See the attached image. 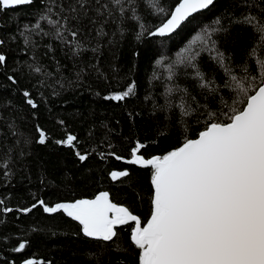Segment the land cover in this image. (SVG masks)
Returning a JSON list of instances; mask_svg holds the SVG:
<instances>
[{"label": "trees", "instance_id": "1", "mask_svg": "<svg viewBox=\"0 0 264 264\" xmlns=\"http://www.w3.org/2000/svg\"><path fill=\"white\" fill-rule=\"evenodd\" d=\"M68 3L69 0H34L32 5L0 11V39L4 41L0 54L7 58L0 65V199L5 201L0 208L14 209L11 213L0 211V264H24L29 259L42 264H129L130 255L110 250L112 242L85 237L78 223L63 213L47 214L40 206L27 214L18 209L31 207L40 199L51 206L108 191L113 202L130 204L137 214L149 216L150 169L128 165L107 154L115 151L128 158L137 139L148 144L142 150L146 157L163 154L182 142L185 127L193 138L202 130L203 118L201 123L185 118L188 123L184 125L179 109L165 112L154 107L165 103L168 65L204 26L219 17L229 28L227 39L220 42L221 50L232 58L234 67L248 62L255 69V58H250L248 52L257 36L251 27L232 24L231 19L248 13L264 17V0H215L210 9L194 14L175 33L165 37L145 33L139 40V24L154 31L178 0H158V7L165 8L166 13L152 7L149 0H139L140 21L131 19L129 11V18L121 24L119 14L114 12L103 24L106 35L100 37L97 29L107 14L97 17L94 9L98 5L92 0L89 15L97 23L92 25L85 19L76 25L73 21L82 29L79 39L83 49L78 54L55 39L52 26L40 20L49 7L52 12L48 15L58 19L55 13L60 11V5L67 8ZM37 22L43 31L35 29ZM260 54L264 55V49ZM198 65L210 78L215 77L218 85L223 83V71L207 54L198 59ZM36 67L41 71L36 72ZM192 72L188 69L189 74ZM132 81L137 84L134 96L123 102L104 99L124 90ZM175 83L205 102L191 75L185 76L179 70ZM24 91L37 104L35 109L26 103ZM174 99L179 102L178 95ZM37 125L50 136L43 145L36 142ZM165 125L167 135H158V129ZM68 133L77 136L78 150L91 153L84 162L75 155L77 149L55 143ZM26 139L31 143L26 144ZM110 144L114 147L110 148ZM124 169L138 180V197L133 196L126 178H111L112 171ZM131 226L118 227L123 247L131 243ZM21 242L26 244L25 249L15 252L13 249Z\"/></svg>", "mask_w": 264, "mask_h": 264}, {"label": "snow or ice", "instance_id": "2", "mask_svg": "<svg viewBox=\"0 0 264 264\" xmlns=\"http://www.w3.org/2000/svg\"><path fill=\"white\" fill-rule=\"evenodd\" d=\"M94 2L98 5L94 9L97 17L107 14L97 29L98 37L106 35L103 24L114 12L119 14L121 24L129 18V11L131 19L141 20L137 14L139 0ZM33 3L34 0H0V11ZM149 3L158 7V0H149ZM214 3L215 0H178L174 9L167 13L165 8L158 7L160 13H166V18L154 31L140 23L136 38L139 40L145 33L153 37L175 33L194 18V14L210 9ZM91 4L92 0H74V3L69 0L67 8L60 5V11L55 13L58 19L48 15L52 12L49 7L40 20L52 26L55 39L78 54L83 49L79 39L82 29L76 25L85 19L89 24L97 23L89 15ZM64 12L68 14L63 15ZM231 23L249 26L256 34L257 40L248 52L250 58H255V69H251L248 62L234 67L232 58L221 50L220 42L227 39L229 28L218 17L211 25L204 26L168 65L165 103L154 106L165 112L179 109L184 125L188 123L185 118H195L197 123L203 118L202 130L194 133L195 138L188 135L185 127L182 142L166 153L146 157L142 150L147 149L148 144L137 139L130 158L125 160L115 151L107 154L117 161L125 160L128 165L150 169L149 216L137 214L130 204L113 202L108 191H100L91 199L58 202L53 206L40 199L31 207L18 211L27 214L40 206L47 214L63 213L78 222L85 237L112 242L114 247L110 250L130 255L129 264H264V55L260 54L264 49V17L248 13L233 17ZM35 29L43 31L39 22ZM119 30L123 32V28ZM3 43L0 39V45ZM204 54L223 71L222 84L218 85L215 77L210 78L201 70L198 59ZM6 59L0 54V65L5 64ZM156 63L159 65L161 61ZM188 69L193 72L189 74ZM179 70L197 81L204 103L189 89L175 83ZM35 71L40 72L41 68L36 67ZM8 79L16 83L12 76ZM136 88V82L132 81L124 90L112 92L104 99L123 102L136 94ZM177 95L178 103L174 99ZM23 96L28 105L37 107L28 91H24ZM59 123L63 125L64 122ZM36 131L37 143L43 145L50 139L39 125ZM167 132L168 125L158 129L160 136H166ZM25 143L31 141L26 139ZM55 143L77 149L79 142L76 135L68 133ZM109 147L114 146L110 144ZM75 155L84 162L91 153L77 149ZM104 155L102 153L101 158ZM110 176L114 181L126 178L133 196H139L136 192L138 180L129 170H114ZM4 204L0 199V206ZM0 211L11 213L14 209L2 207ZM130 223L131 243L123 247L118 226ZM25 247L21 242L13 250L21 252ZM24 264L42 262L29 259Z\"/></svg>", "mask_w": 264, "mask_h": 264}, {"label": "water", "instance_id": "3", "mask_svg": "<svg viewBox=\"0 0 264 264\" xmlns=\"http://www.w3.org/2000/svg\"><path fill=\"white\" fill-rule=\"evenodd\" d=\"M174 7H175V6H174ZM173 9H174V8H173ZM173 9H172V10H173ZM194 138H195V137H194ZM128 158H130V157H128ZM128 158H125V160L128 159ZM125 160H121V161L124 162V163H126ZM99 192H100V191H99ZM99 192H97L96 194H98ZM96 194H95V195H96ZM95 195H94V196H95ZM94 196H92V197H86V198L91 199V198H94ZM110 199H111V197H110ZM58 202H68V201H58ZM58 202H56V203H58ZM54 204H55V203H54ZM54 204H52L51 206H53ZM42 209H43V208H42ZM65 216H66V215H65ZM66 217H67V216H66ZM68 218H69V217H68ZM70 219H71V218H70ZM75 222H76V221H75ZM76 223H78V222H76ZM130 224H131V223H130ZM78 225H79V224H78ZM79 226H80V225H79ZM118 227H119V226H118ZM81 232H82V231H81ZM82 234H83V233H82ZM87 238H88V237H87ZM90 239H92V238H90Z\"/></svg>", "mask_w": 264, "mask_h": 264}]
</instances>
